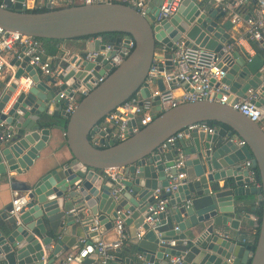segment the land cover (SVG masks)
Segmentation results:
<instances>
[{
  "label": "water",
  "instance_id": "obj_1",
  "mask_svg": "<svg viewBox=\"0 0 264 264\" xmlns=\"http://www.w3.org/2000/svg\"><path fill=\"white\" fill-rule=\"evenodd\" d=\"M24 1L13 4L2 0L1 28L40 39H95L77 54L64 57L57 67L61 71L52 68L53 74L47 77L30 63L27 47L11 53L10 65L16 70L5 85H0V124L8 125L13 136L0 140V179L13 185L17 176H24L17 190L26 193L28 201L17 214L10 213L11 203L0 213V261L42 263L44 246L54 243L48 258V264H53L63 252L99 242L114 228L116 219L122 218L126 226H134V236L140 228L144 231L140 239H132L137 256L144 258L142 264H264V129L233 106L264 79V41L255 42L257 52L253 56L244 49L226 50L236 43L229 32L234 26L230 10L224 3L208 0L202 4L183 0L178 11L163 20H156L158 9L153 2L148 4L149 20L134 6L118 1L44 11H30ZM104 33H119L109 41L116 48L107 56L116 55L123 38L135 41L132 52L118 66L111 67L101 52L105 44L99 37ZM182 38L189 46L198 45L223 57L228 101L184 102L163 109L157 95L153 98L156 113L152 122L132 132V120L125 140L110 138L101 129V121L134 95H152L146 79L156 52L160 51L159 70H172L177 65L174 45ZM91 52H97L92 59L88 58ZM106 69L110 74L94 87L92 82ZM25 80L32 84L20 90ZM154 84L164 91L162 74ZM83 87L90 92L68 112L66 96ZM256 104L264 105V89ZM61 119L67 120L63 130L72 157L35 175L36 161L47 147L52 129L63 128ZM210 121L225 126H218L213 133L187 131V137L166 151L162 149L173 134ZM97 134L105 139V147L92 141ZM182 158L184 166L178 168ZM246 159H251L258 170L260 187L248 186V170L239 166ZM110 168L122 169L121 178L106 176L104 170ZM179 171L186 173L185 178L177 191L167 193L168 208L174 207L173 211L154 216L155 224L151 225L147 222L151 215L148 208L158 201L156 189L168 186L170 176ZM222 179L227 181L224 186L219 183ZM119 185L121 190L113 195ZM259 208L260 223L252 220L250 213ZM95 220L99 228L91 231ZM256 221L259 234L254 249L228 236L229 223L239 229L241 224L251 226ZM173 239L177 240L175 246L169 243ZM167 254L181 261L172 262ZM124 261L135 264L131 258ZM122 262L118 258L111 264ZM86 263L97 261L88 258Z\"/></svg>",
  "mask_w": 264,
  "mask_h": 264
},
{
  "label": "built area",
  "instance_id": "obj_2",
  "mask_svg": "<svg viewBox=\"0 0 264 264\" xmlns=\"http://www.w3.org/2000/svg\"><path fill=\"white\" fill-rule=\"evenodd\" d=\"M14 4L16 0H11ZM123 2L125 4L134 6L137 10L151 20V12H148L149 5L146 0H66V5L73 4H91L98 2ZM183 0H163L158 6V14L156 20H163L173 16L179 9ZM62 0H48L46 3H37L36 0L24 1L25 6L28 9L47 7L49 9L57 8L60 6ZM248 0H229L224 3L225 9L233 11L231 20L234 24L244 22L247 26L246 38L252 41H264V0H257L255 6L246 14L242 12V7ZM65 5V6H66ZM240 7V8H239ZM154 13V11H152ZM105 44V49L101 50L105 54V59L110 66H118L121 64L125 57L128 56L135 47L134 39L123 38L122 41L117 44L119 48L116 51L115 56H107V52H111L116 48L114 42L104 40L103 37H99ZM237 43V41H236ZM226 47V50L234 47ZM21 47H27V54L30 55V63L37 66L43 74H51L53 68L51 62L46 59V52L43 47L42 41L38 37L31 35H25L16 31H8L0 27V78L4 74L8 66V54L17 52ZM248 52V51H247ZM160 51L156 52L146 81L152 86V95L144 98L139 93L130 98L127 102L117 107L115 111L107 115L100 124L101 129L105 130L110 138L116 141L125 140L130 133V122L134 120L131 127L132 132H138L140 129L148 125L154 119L156 111L153 109L154 96H161L162 108L168 109L176 107L184 102H195L210 100L220 103H226L228 101L229 86L223 82L225 71L222 69L223 57H220L216 52L200 47L198 45L189 46L186 44L185 39L178 40L174 45L173 60L177 62V65L169 71H160L157 63L160 61L157 57ZM250 56H253L252 52H248ZM97 55V52H91L88 58H93ZM111 70L106 69L100 78L94 79L93 86H98L103 82L110 74ZM163 75L165 82V89L160 90L158 85L154 84V81ZM264 75V73H263ZM214 81V83H213ZM32 84L31 80L23 81L20 90H27ZM264 89V79L257 88L248 90L245 97L236 101L234 108L241 111L243 114L250 117L252 120L259 122L264 129V105H257L256 101L260 98ZM180 91V93H177ZM73 96H66L68 105L66 110L68 112L74 111L80 98L90 92V88L83 87L74 90ZM65 97V94L61 95ZM218 129V125L210 123H196L188 126L187 128L180 130L173 134L162 144L164 151L168 150L170 146H174L176 142L188 136L187 131H204L213 133ZM13 136V133L9 130V126L4 123L0 124V140L8 141ZM92 141L99 147H105V139L101 135H96L92 138ZM239 144H245L244 140H239ZM184 166V159L182 158L177 167ZM239 166L248 170V176L250 177V184L248 186H261V180L259 178L258 170L253 167L252 160L246 159L239 163ZM104 174L115 180L121 178V173L117 169H105ZM186 176L185 172L179 171L177 175H171L170 184L163 188H158L155 191L158 201L156 204L151 205L148 208L150 216L147 218V222L151 225L155 224L154 216L161 212H167L168 203L170 198L167 196L168 192L177 191L179 185L182 183V179ZM121 190V186H117L112 194L116 195ZM27 194L19 190L14 191L12 198L11 214L19 213L23 206L27 203ZM258 220V217L256 218ZM99 221L95 220V223L90 227L91 231L98 230ZM178 229V227H176ZM143 230V229H142ZM114 231L116 237L112 240L105 241L101 239L94 244H84L81 248L69 252L63 260H60L59 264H87L88 258H93L97 261L95 264H111V262L118 259L117 249L124 243L133 239L141 238L144 235V231L138 232L136 236H130L126 231L125 221L122 218L116 219L114 222ZM230 236V235H228ZM242 242L249 244L251 241L248 238L243 237ZM170 245H177V240L173 239L169 241ZM54 243L44 246L45 252L42 257V263H29V264H48V258L53 251ZM172 262H180L181 258L177 256L166 255ZM140 260H144L142 255L137 256ZM1 264V262H0ZM54 264V263H53ZM122 264V263H121ZM147 264H153L148 262Z\"/></svg>",
  "mask_w": 264,
  "mask_h": 264
},
{
  "label": "crops",
  "instance_id": "obj_3",
  "mask_svg": "<svg viewBox=\"0 0 264 264\" xmlns=\"http://www.w3.org/2000/svg\"><path fill=\"white\" fill-rule=\"evenodd\" d=\"M36 1L37 3L44 4L48 0H36ZM146 1L148 4L150 2H153L157 9L159 4L163 0H146ZM205 1L206 0H197V2L201 4L204 3ZM208 1H212L213 3H216V4H219V3L221 4L229 0H208ZM62 2H66V0H62ZM254 6H255L254 2L248 1L245 4V7H242L243 8L242 12L247 14ZM232 14H233V11H230L231 17H232ZM246 31H247L246 24L244 22H240V23L234 24V26L229 32L231 33V36L235 38L237 41L236 45H234L235 49H238V50L244 49L248 52H252L254 55L257 52L256 47H255V41H252L246 38ZM94 39L95 38L60 41L56 43V54L49 55V56L46 55V59L51 62V65L54 68V70L58 69V72H60L61 69L57 67L59 66V63L61 62V60H63L64 57L69 58L73 54H77L78 52H80L81 49L86 48L88 44ZM7 57H8V66L4 74L0 78V85H5L16 70L15 66L10 65L11 54H8ZM52 74L53 73L43 74V76L47 77ZM177 93H180V91H177ZM17 95H18V91L17 93L14 94L9 104H11L14 101ZM9 106L6 108V110H8ZM64 121L65 119H61L62 126L64 124ZM63 129L64 128H60V127H56L52 129L50 141L48 142L47 147L41 151V155L36 161V167L33 170V174L38 175L40 172H44L45 170L56 166L57 163L68 160L72 157V154L67 144L66 136H65ZM117 171L121 173L122 169H117ZM16 178L18 181L14 182L13 185L10 182H8L5 178L0 179V213L6 210V207L12 202L14 191L17 190V187H20L21 182L25 180L24 176H17ZM226 182H227L226 179L220 180L219 182L220 186H224ZM173 209L174 207L168 208L167 213L172 212ZM250 213H251V219L256 220V218L258 217L257 212L251 211ZM257 221L254 225H251V226L247 224H241L239 229L231 228L230 223H229L228 226L226 227V230L228 231L230 237L235 239L238 243H243L242 242L243 237H246L248 238V240L253 241L255 239V235L257 232V228H258ZM126 231L130 234V236L133 237L135 228L133 225L126 226ZM141 231H143L142 228H140L138 232H141ZM115 237H116V234H115L114 228L105 232L102 235V239L105 241L112 240ZM127 242L121 246V250L119 251L124 254L123 257H118L119 259L123 261L122 264H125L124 260L126 258L134 259L135 264H142V259L140 260L137 257L134 241L131 239ZM71 251H74V250H68L66 252L61 253L59 256V259L54 264H59L60 260H63L65 256ZM0 262L1 264H6V261H0Z\"/></svg>",
  "mask_w": 264,
  "mask_h": 264
},
{
  "label": "trees",
  "instance_id": "obj_4",
  "mask_svg": "<svg viewBox=\"0 0 264 264\" xmlns=\"http://www.w3.org/2000/svg\"><path fill=\"white\" fill-rule=\"evenodd\" d=\"M117 2V1H116ZM2 3V0H0V4ZM49 8L47 7H40V8H33V9H29L30 11H44V10H48ZM119 35V33H104V34H100L101 37L104 38V40L106 41H114L115 38ZM89 38H92L91 36H85V37H81V38H76V39H73V40H77V39H89ZM41 41H42V44H43V47L45 49V52H46V55H55L56 54V43L60 42V41H66V40H57V39H43L41 38ZM210 124H214V125H218V126H225L223 124H219L217 122H214V121H210L209 122ZM66 125H67V120L64 121V124H63V128L65 129L66 128ZM261 212H262V209L259 208L257 210V214H258V222L260 223L261 221ZM258 234H259V227L257 228V232H256V235H255V239L253 241H251L249 243V245H252L253 246V249L255 248V245H256V240H257V237H258ZM128 243V242H127ZM118 257H123L124 254L121 253V252H116Z\"/></svg>",
  "mask_w": 264,
  "mask_h": 264
},
{
  "label": "rangeland",
  "instance_id": "obj_5",
  "mask_svg": "<svg viewBox=\"0 0 264 264\" xmlns=\"http://www.w3.org/2000/svg\"><path fill=\"white\" fill-rule=\"evenodd\" d=\"M66 2H61L59 7L65 6Z\"/></svg>",
  "mask_w": 264,
  "mask_h": 264
}]
</instances>
